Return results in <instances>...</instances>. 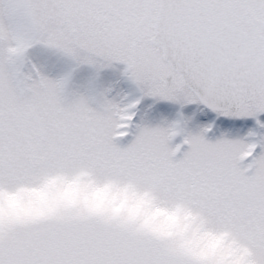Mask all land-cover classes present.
I'll return each instance as SVG.
<instances>
[{
  "label": "snow or ice",
  "instance_id": "obj_1",
  "mask_svg": "<svg viewBox=\"0 0 264 264\" xmlns=\"http://www.w3.org/2000/svg\"><path fill=\"white\" fill-rule=\"evenodd\" d=\"M0 264H264V0H0Z\"/></svg>",
  "mask_w": 264,
  "mask_h": 264
}]
</instances>
